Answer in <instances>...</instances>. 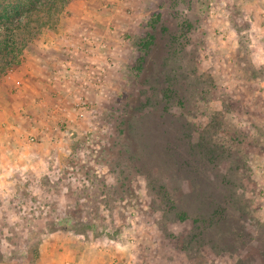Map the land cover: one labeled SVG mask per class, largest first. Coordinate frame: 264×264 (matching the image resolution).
<instances>
[{
  "label": "rangeland",
  "instance_id": "1",
  "mask_svg": "<svg viewBox=\"0 0 264 264\" xmlns=\"http://www.w3.org/2000/svg\"><path fill=\"white\" fill-rule=\"evenodd\" d=\"M37 27L0 80V264H264V0Z\"/></svg>",
  "mask_w": 264,
  "mask_h": 264
},
{
  "label": "trees",
  "instance_id": "2",
  "mask_svg": "<svg viewBox=\"0 0 264 264\" xmlns=\"http://www.w3.org/2000/svg\"><path fill=\"white\" fill-rule=\"evenodd\" d=\"M72 0H0V80L19 63L26 39L36 36L40 25L52 22ZM78 234L84 231L74 229Z\"/></svg>",
  "mask_w": 264,
  "mask_h": 264
},
{
  "label": "crops",
  "instance_id": "3",
  "mask_svg": "<svg viewBox=\"0 0 264 264\" xmlns=\"http://www.w3.org/2000/svg\"><path fill=\"white\" fill-rule=\"evenodd\" d=\"M41 255L44 256L43 254H41ZM42 256H41V257H42ZM43 258H44V257H43Z\"/></svg>",
  "mask_w": 264,
  "mask_h": 264
}]
</instances>
